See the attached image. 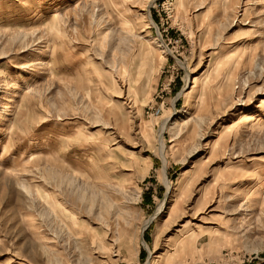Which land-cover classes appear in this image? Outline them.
Listing matches in <instances>:
<instances>
[{"label":"rangeland","instance_id":"374dc122","mask_svg":"<svg viewBox=\"0 0 264 264\" xmlns=\"http://www.w3.org/2000/svg\"><path fill=\"white\" fill-rule=\"evenodd\" d=\"M0 264H264V0H0Z\"/></svg>","mask_w":264,"mask_h":264},{"label":"bare ground","instance_id":"6f19581e","mask_svg":"<svg viewBox=\"0 0 264 264\" xmlns=\"http://www.w3.org/2000/svg\"><path fill=\"white\" fill-rule=\"evenodd\" d=\"M186 120V119H185ZM183 123H185V122H183ZM187 124V123H186ZM182 125V124H181ZM177 126V125H176ZM184 126V125H183ZM186 126V125H185ZM161 147H162V145H161ZM164 164V163H163ZM177 201H178V195L176 196V198H175V201H174V204L175 203H177ZM144 244V243H143Z\"/></svg>","mask_w":264,"mask_h":264}]
</instances>
